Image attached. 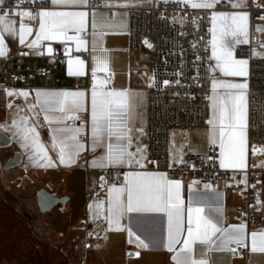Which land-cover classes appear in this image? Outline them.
Returning <instances> with one entry per match:
<instances>
[{"label": "crops", "instance_id": "0c3cea01", "mask_svg": "<svg viewBox=\"0 0 264 264\" xmlns=\"http://www.w3.org/2000/svg\"><path fill=\"white\" fill-rule=\"evenodd\" d=\"M103 8L94 9L90 6L91 0L86 4L76 3L67 5H53L48 0V7L40 11H66V12H85L84 30L77 32L75 27H68L66 35H61L52 39L41 38L35 44V48L51 44H69L72 45L74 54L70 57L60 58L61 68L54 75L52 84H44L41 81L17 83L11 90L13 93L26 92L28 95H13L11 97L0 94V107L6 111H12L11 115L16 117L27 115L29 126L33 123L38 134L39 143L43 145L44 151L51 160V166L40 167L44 170V175H50L47 189L56 193L58 196H67L68 202L62 216L66 215L70 221L77 225H85L86 232L90 234L93 245L95 246L94 256L98 264H177V260L186 259V253H181L177 259H173L183 247V241L187 238L188 208L192 206H202L205 212L201 215L210 216L219 221L224 229L233 226L244 225V241L248 243L249 252L243 257L233 259L228 250H222L217 244L203 245L197 240L193 245V259L199 260L206 257L208 264H264V253L259 251L251 252V233L264 232V203L260 210V216L257 222L249 225L243 223L238 217V208L242 205V197L235 191L234 184L222 185L219 188L205 187V184L192 180L169 179L160 171H150L147 168V126L149 97L148 91L152 84V62L153 57L147 53H136L128 47V29L130 10L133 8L147 7L144 0H100ZM177 1V0H176ZM264 9V8H263ZM31 12L29 9H18L12 14L6 15L11 21H17L15 32L9 36L4 33L3 40L6 54L0 56V64L3 59L13 54V52L25 45H31L37 41L40 35L39 17L37 25L32 24V19L27 16L17 15V13ZM38 11V12H40ZM24 25V42L19 41V27ZM52 20H48L50 32L59 31L51 27ZM264 27V26H261ZM213 28V27H212ZM28 29H31L29 32ZM67 37H72L68 39ZM212 52L213 42H215L216 55L212 63V72L214 78L210 84V112L208 129L182 130L171 129L169 131L170 150L169 155L172 163H179L189 155H205L211 144L218 147L219 166L221 167L220 148H219V116L221 108L231 107L227 99L229 91L217 87L213 89V83H247L249 65L244 58L238 57L236 48L241 45L236 43V37L231 36L230 31H212ZM226 40L232 41L230 47H222ZM231 52V57L227 55ZM217 56L220 57L217 60ZM82 60L83 65L76 61ZM233 60L247 61V76L225 75V71L233 70ZM81 74H76L77 72ZM94 73V75H93ZM83 80L84 86L76 87L75 81ZM95 87L98 95L100 92L124 91L127 96L124 99L128 103L126 126L127 135L130 137L127 151L132 153L130 162L122 165H109L105 160L101 166L102 158L107 155V145H94L92 138V91ZM245 91L246 98V123L248 127V87ZM61 92H84L82 110L73 115L79 116L76 120H64L49 124L44 120V113L40 111L37 93H61ZM11 104L13 107L9 108ZM20 110L19 112L17 110ZM29 109H32L31 111ZM39 113V115H38ZM51 115L62 117L63 114L53 112ZM79 128V142L83 144L80 154L74 162L67 159L64 163L59 160V145L53 149L54 129L62 127ZM215 126V129H214ZM246 127V153L245 166L243 168L221 167L222 169L236 172L252 169L255 172L264 170V145L257 146L252 152L249 149L248 129ZM216 132V143L212 142L213 131ZM113 142V141H108ZM31 143V141H29ZM140 149L141 151H138ZM23 156V155H22ZM24 159V157H22ZM140 163H136V161ZM24 161V160H23ZM22 161V163H23ZM34 162L27 158L25 162ZM227 163V160L225 161ZM41 163H44L41 160ZM21 165V164H20ZM26 168L25 165H22ZM104 168L120 169L125 178H131L133 174H156L163 175L169 181H178L180 188L178 190L179 201L182 209V231L177 236L180 243L174 245V251H169L166 247L168 243V216L166 212L127 214L120 220L119 228L108 224V207L110 198H114L116 193L112 189L124 188L125 192L121 194V200L126 201L127 180L124 184L106 186L105 179L101 175ZM93 188L95 191L89 197L87 189ZM174 195L177 190L173 189ZM103 204L100 210L101 214L97 218L96 206ZM175 202V201H174ZM221 209L220 213L214 211L215 208ZM131 217V219H130ZM192 227L195 231L196 213H192ZM131 228L134 235L129 236L127 229ZM173 234L175 232V217ZM219 233L213 237L217 240ZM139 236L150 247L143 249L136 241ZM139 255H135V253Z\"/></svg>", "mask_w": 264, "mask_h": 264}, {"label": "built area", "instance_id": "2783aa9c", "mask_svg": "<svg viewBox=\"0 0 264 264\" xmlns=\"http://www.w3.org/2000/svg\"><path fill=\"white\" fill-rule=\"evenodd\" d=\"M234 2L221 0L215 9H193L176 0H152L147 7L130 10L128 47L136 53L153 57L152 84L148 91L149 109L146 137L147 168L160 171L167 178L192 180L219 188L233 183L242 197L238 208L239 219L249 225L258 221L264 203V170L255 172L228 171L219 166L218 147L211 144L205 155H189L179 163H172L169 155V131L208 129L211 106L210 84L213 52L211 30L214 13L233 11ZM94 9L103 8L100 0H91ZM48 7V0H4L0 15L12 14L18 9H29L33 15ZM249 13L248 42L236 48L238 57L248 61V142L252 152L264 145V57H253V49L264 51V9L254 3ZM34 26L37 19L32 20ZM51 49V52H49ZM74 54L72 45L51 44L41 47L22 46L0 64V94L6 95L16 84L41 81L52 84L60 70L59 59ZM165 81L167 83H165ZM76 80L75 86H84ZM101 175L106 186L124 184L125 175L120 169L104 168ZM93 188L87 189L90 197ZM228 250L233 259L248 254L244 246L232 244Z\"/></svg>", "mask_w": 264, "mask_h": 264}, {"label": "snow or ice", "instance_id": "6c2138e0", "mask_svg": "<svg viewBox=\"0 0 264 264\" xmlns=\"http://www.w3.org/2000/svg\"><path fill=\"white\" fill-rule=\"evenodd\" d=\"M46 2V0H45ZM88 0H51L53 5H67L82 3L86 4ZM167 2V0H166ZM180 2V0H177ZM186 2V0H185ZM244 0H241L243 3ZM4 0H0V4H3ZM193 8H207L211 9L215 6L214 2L206 3H193ZM239 6V5H238ZM17 15H23L30 17L32 20H36L39 17V29L40 35L37 36V41L29 45L34 47L41 38L52 39L61 35H66V29L68 27H75L77 32L84 30L85 12H66V11H40L36 15L31 12L17 13ZM221 18L225 21L230 20L232 23L226 25V33L230 31L231 36L236 37L235 42H242L239 39L240 35L247 36L248 20L247 14L225 16L220 14ZM217 17L214 15L213 19ZM52 20L51 27L58 29L59 31L50 32L48 28V20ZM17 21H11L6 15H0V37H3L7 32L9 36H12L15 32V25ZM235 26V27H233ZM25 31L24 25L20 24L19 27V41L24 42L23 33ZM30 32L31 29H28ZM71 39L72 37H67ZM243 42H247L246 40ZM213 47V55L215 52V40ZM232 41L226 40L222 47H230ZM51 52V49H49ZM6 54L3 40L0 39V56ZM231 57V52L227 53ZM220 59L219 56L216 57ZM77 64L83 65L82 60L76 61ZM233 70L225 71V75L231 76H247V61L245 60H233ZM76 74H81L79 71ZM94 75V73H93ZM165 83H167L165 81ZM217 87L237 90L235 92L229 91L227 93V99L231 104L230 109L227 106L221 108L219 122V148L220 156L222 157L220 163L221 167H233L243 168L245 166V153H246V98L245 91L247 89V83H213V89ZM6 95L11 97L13 95L27 96L28 93L20 92L13 93L6 90ZM84 92H61V93H37L38 104L40 111L43 112L44 120L49 124L54 122H63L64 120H76L79 116L73 115L82 110ZM127 93L124 91L115 92L107 91L100 92L99 95L95 90L92 91L91 104H92V138L94 145H107V155L102 158L101 166L104 161H107L109 165H122L126 162H130L132 153L127 151L128 144L130 143V137L127 135L128 128L126 126L127 108L128 103L124 99L117 100L115 98H124ZM9 108L13 106L8 105ZM30 111L32 109H29ZM20 111L19 109L17 110ZM53 112L63 114L62 117L51 115ZM39 115V113H38ZM210 124L213 122L210 120ZM23 124L24 127H20ZM3 126V125H0ZM13 128H19L20 140L22 141V147L31 148L33 155L30 159H33L37 166L45 167L51 166V160L47 156V153L43 149V145L39 143L38 134L33 123L29 126V118L27 115L18 116L12 121ZM215 129V126H214ZM53 136V149L59 145V160L64 163L67 159L69 162H74L75 158L80 154L81 149L84 147L79 142L78 136L80 133L79 128L62 127L54 129ZM31 134V135H30ZM212 142L216 143V132L213 131ZM31 141V143H29ZM113 141V142H108ZM255 150V149H254ZM138 151H141L138 149ZM41 160L44 163H41ZM227 160V163L225 162ZM140 163V161H136ZM127 180V197L126 201L121 200V194L125 192L124 188L112 189L116 193L114 198H110L108 207V224L111 228L113 225L119 228L120 220L127 214H141V213H157L166 212L168 216V243L167 249L171 252L174 251V245L180 243L177 236L182 231V209L179 201L178 190L180 183L178 181H169L163 175L157 176L156 174H133L131 178L126 177ZM208 188V185H205ZM173 189L177 190L174 195ZM175 201V202H174ZM103 204L96 206L97 218L101 214ZM216 213H220L219 207L215 208ZM196 213L195 231L191 226L193 223L192 213ZM205 212L202 206H192L188 208V224L187 238L183 241V247L180 252L173 257L177 259L181 253H186V259L177 260V264H208L206 257L199 260L193 259V247L192 245L199 240L203 245L218 244L217 246L222 250H232L230 246L236 244L238 246H244L245 229L244 225L233 226L229 229H224L219 221L212 219L210 216L201 215ZM175 217V232L173 234ZM131 219V217H130ZM128 235L133 236L134 233L129 227L127 229ZM219 233L217 240H213V237ZM251 252L264 253V232H252L251 234ZM136 241L143 249H148L150 245L145 243L139 236H136ZM139 255V253H135Z\"/></svg>", "mask_w": 264, "mask_h": 264}, {"label": "rangeland", "instance_id": "374dc122", "mask_svg": "<svg viewBox=\"0 0 264 264\" xmlns=\"http://www.w3.org/2000/svg\"><path fill=\"white\" fill-rule=\"evenodd\" d=\"M152 0H144L145 5ZM221 0H215L211 9L193 8V3L214 2V0H180V3L193 9L213 10ZM234 2L233 11L225 16L247 14V36L240 35L241 45L248 42L249 13L253 2L258 9L264 8V0H227ZM239 5V6H238ZM221 13H214L212 31H225L230 20L225 21ZM235 27V26H233ZM264 35V27H259ZM216 42V38H214ZM247 42H243V41ZM214 45V43H213ZM253 57L263 58L264 51L253 49ZM12 112V111H11ZM0 107V131L8 134L13 143L0 148V264H98L94 256V245L85 225H77L62 216L58 207L50 212H41L37 206L36 192L46 188L50 175H44L34 162L25 160L33 155V150L22 147L17 134L19 128L12 127L16 115ZM20 127H24L23 124ZM31 135V134H30ZM16 153H21L24 161L12 168L6 167V161ZM25 165L26 168H23Z\"/></svg>", "mask_w": 264, "mask_h": 264}, {"label": "water", "instance_id": "95a60500", "mask_svg": "<svg viewBox=\"0 0 264 264\" xmlns=\"http://www.w3.org/2000/svg\"><path fill=\"white\" fill-rule=\"evenodd\" d=\"M13 143L12 138L3 131H0V148H6L11 146ZM22 154L17 153L16 162L12 160L6 163L7 168H12L14 166L20 165L22 162ZM36 201L39 210L43 213L50 212L54 208L58 207L60 211H63L67 202V196H58L56 193L50 191L46 188H41L36 192Z\"/></svg>", "mask_w": 264, "mask_h": 264}, {"label": "flooded vegetation", "instance_id": "af4514ba", "mask_svg": "<svg viewBox=\"0 0 264 264\" xmlns=\"http://www.w3.org/2000/svg\"><path fill=\"white\" fill-rule=\"evenodd\" d=\"M16 156H17V153L15 154V155H13L11 158H9L7 161H6V163L8 162V161H10V160H12V162H16ZM22 161H23V158L21 159ZM21 164H22V162H21Z\"/></svg>", "mask_w": 264, "mask_h": 264}]
</instances>
